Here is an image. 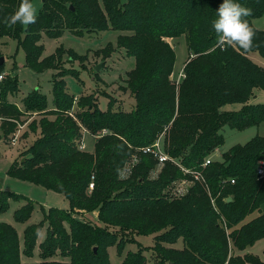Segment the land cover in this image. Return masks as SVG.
I'll return each mask as SVG.
<instances>
[{"label": "trees", "instance_id": "obj_1", "mask_svg": "<svg viewBox=\"0 0 264 264\" xmlns=\"http://www.w3.org/2000/svg\"><path fill=\"white\" fill-rule=\"evenodd\" d=\"M221 2L43 0L36 23L28 26L21 40L26 65L35 72L59 68L64 48L43 57L42 31L59 38L66 30L79 37L118 30L117 46L135 59L124 87L135 104L129 110L114 109L111 99L103 110L95 96L88 94L71 114L75 98L64 77L76 74L64 69L53 79L52 109L39 89L24 98L20 109L8 96L18 90V79L0 83V137L10 136L23 112L42 114L31 123L38 135L22 158L11 164L8 174L62 193L70 204L69 209L42 206L44 219L26 226L22 247L16 229L0 221V264H111L108 249L112 245L124 255L120 264H145L143 248L124 253L127 243L145 234H155L151 248L156 264H264L258 255L247 252L264 238V176L257 173L259 160L264 158V136L257 134L244 144H235L223 152L221 161L203 166L206 157L224 144V126L245 130L264 122V103L250 102L255 89L264 90V67L248 56L258 51L264 58V30L253 24L254 18L264 15V0H236L253 10L246 19L256 38L248 51L217 47L212 21ZM20 3L0 0V38L21 37L22 24L4 23ZM183 35L190 55L184 76L177 81L173 77L176 52L168 39ZM112 47L109 43L99 52L108 57ZM68 51L72 60L86 58ZM4 65L0 60V74ZM233 103L242 107L222 110ZM84 129L100 135L92 151L80 148ZM162 134L164 151L171 159L152 178L158 160L143 149ZM197 172L205 181L195 178ZM184 178L193 181L186 195L166 193ZM21 197L26 203L14 211V218L28 221L34 200L12 191L0 189V213L8 210L10 199ZM76 209L97 211L98 220L81 219L73 214ZM256 211L257 216L244 222ZM46 222L40 261L24 262L22 252L34 255ZM179 239L181 249L172 246Z\"/></svg>", "mask_w": 264, "mask_h": 264}, {"label": "rangeland", "instance_id": "obj_2", "mask_svg": "<svg viewBox=\"0 0 264 264\" xmlns=\"http://www.w3.org/2000/svg\"><path fill=\"white\" fill-rule=\"evenodd\" d=\"M122 1L126 2L127 0ZM31 2L36 6V14H38L42 8L43 0H31ZM261 21L258 20L259 24L264 26V15L262 16ZM258 22H256V24H258ZM28 26L29 25H23L20 38H0L1 57H4L5 63L4 69L1 72L4 75L2 81L7 78L18 79V90L8 94V96L10 100L16 102V105L20 109H23L24 107V98L34 89H39L40 92L46 94L49 107L53 106V79L56 73L63 69L75 72L76 74H68L64 77L68 92L73 94L75 98L74 107L71 110L72 114H75L79 108V99L88 94L95 96L100 108L103 110L107 109L109 100L111 99L114 104V109L121 108L129 110L134 106L135 99L133 95L124 87L126 86L127 73L134 67L135 59L134 57L127 55L124 48L117 46L118 37L121 33L120 31L105 30L99 31L91 36L86 35L84 37H79L66 30L59 38H51L42 31L40 43L44 46L43 57L55 53L57 48L61 46L64 50L61 53L62 59L59 61V68H51L43 72H35L26 65V54L21 44V40L25 38L27 33ZM168 40L176 52L174 69V78L176 79L178 72L184 67L190 52L184 35L175 38L174 40ZM109 43L113 46V49L108 50L110 54L106 57L103 53L99 52V50L106 47ZM69 49L74 50L79 55H86V58L84 60H72V52L68 51ZM253 55L262 61L264 60L258 52H254ZM97 67L99 70H97ZM258 91L261 90L258 89ZM256 102L263 103L264 101L256 100ZM239 108L240 104L238 103L226 104L223 106L224 110H235ZM41 117L42 114L40 112H23V115H21V118L17 121L16 129L10 134V136L5 137L2 135L0 137V189L18 193L34 200L35 202V209L32 211L30 219L24 223L17 222L14 218V211L26 203V200L22 197L19 199H10L8 210L0 213V221L11 224L16 229L21 247L23 246L24 230L26 226L33 223H39L44 219L43 210L41 209L42 206L45 207V209L49 207H58L62 209L70 208L69 201L64 194L8 174V169L11 164L15 160L22 158L23 152L31 145V142L38 135V133H35L32 130L31 123L34 120L39 121ZM1 121L2 119H0V125ZM83 131V136L80 140V142L82 141L85 143V149L83 150H93L95 140H97L99 136L96 134L91 135V133L87 132L85 129ZM262 132H264V124H261V126H252L245 130L233 129L227 125L224 126L221 129V133L225 137V142L212 154L213 161H221L223 152L227 151L231 146L235 144H244L255 135L262 134ZM158 139H160V136L155 142ZM157 172L158 169L156 167L152 172V178L157 176ZM200 176L203 175L201 174ZM166 193L168 195H175L174 189L169 190V188H167ZM262 208L264 209V204ZM73 214L81 219L98 220V212L97 215H94L93 212H87L85 210L78 211L76 209ZM257 215L258 211L248 215L244 222ZM47 227L48 224L46 222L39 233L34 255L32 257H27L22 252L21 258L24 262L40 261L39 244L45 239ZM135 238L136 242H129L126 244L124 253L128 250L137 251L139 248H143L144 254L146 255L145 264H156L155 255L151 248L155 242V234L136 235ZM172 246L181 249L183 241L179 239ZM108 251L111 264H120L124 255L120 256L118 254L117 247L112 245L109 247ZM247 252L256 254L264 260V238L257 241L255 245L249 247ZM240 253L244 254L245 251ZM56 258L62 259L61 256H57Z\"/></svg>", "mask_w": 264, "mask_h": 264}, {"label": "clouds", "instance_id": "obj_3", "mask_svg": "<svg viewBox=\"0 0 264 264\" xmlns=\"http://www.w3.org/2000/svg\"><path fill=\"white\" fill-rule=\"evenodd\" d=\"M37 8L31 0H21L15 11L5 17L4 23L8 26L20 23L34 24L37 21ZM217 19L212 21V28L217 36V47L225 50L226 47H239L248 51L253 47L256 31L250 26L247 17L253 15V10L236 0H222L216 9Z\"/></svg>", "mask_w": 264, "mask_h": 264}, {"label": "built area", "instance_id": "obj_4", "mask_svg": "<svg viewBox=\"0 0 264 264\" xmlns=\"http://www.w3.org/2000/svg\"><path fill=\"white\" fill-rule=\"evenodd\" d=\"M184 76V74L182 73L181 74V78ZM4 78V75L3 73L0 74V82L2 81V79ZM181 79L177 80V81H180ZM72 114V113H71ZM107 131L106 130H103L102 133H106ZM100 136V135H98ZM162 137H163V134L160 135V139H158L155 143L145 147L143 149V151L145 153H151L152 155H154V157L158 160V165H157V169H158V172L157 174L159 173V171L161 170L162 166L164 165V163L168 160L171 159V157L164 151V148H163V143H162ZM15 140V139H14ZM80 148L81 149H85V143L84 142H80ZM213 154V153H212ZM209 155L208 157H206V159L204 160V163H203V166H207L208 164H210L214 159H213V156ZM136 160V159H135ZM186 173L187 172H190L192 173L189 169H186V168H182ZM126 173V170L124 171V174ZM257 173L260 175V176H264V158L260 159L259 160V165H258V168H257ZM201 174L199 172H197V174L195 175V178L196 179H199V180H204L203 176H200ZM205 181V180H204ZM235 180H232V182H234ZM193 184V181L192 180H189L187 178H184V179H181V180H177L176 182L173 183V186L171 185V187L169 188L170 189H174V194L175 195H171V196H174V197H181V196H184L186 195L188 192H189V189L190 187L192 186ZM94 186L93 183L90 184V189H92ZM170 192V191H169ZM172 192V191H171ZM212 204L214 205V207L216 208V205H215V201L214 199L212 200Z\"/></svg>", "mask_w": 264, "mask_h": 264}, {"label": "crops", "instance_id": "obj_5", "mask_svg": "<svg viewBox=\"0 0 264 264\" xmlns=\"http://www.w3.org/2000/svg\"><path fill=\"white\" fill-rule=\"evenodd\" d=\"M261 18H262V16L261 17H258V18H254L253 19V24H254V26L256 27V28H258V29H262V30H264V26H261L260 24H259V22H258V20H260L261 21ZM256 22H258V24H256ZM262 22V21H261ZM174 40V39H173ZM254 52H258V51H251V52H249L248 53V56L254 61V62H256L257 64H259V65H261V66H263L264 67V60L262 61V60H260L259 58H257L255 55H253V53ZM259 53V52H258ZM260 54V53H259ZM261 55V54H260ZM183 69H184V67L180 70V72H178V76H177V78H176V80H179V79H182L181 78V74L183 73ZM173 77H174V73H173ZM175 79V78H174ZM259 90H261V89H259ZM256 100H262V101H264V90H261V91H258V89H255V94H254V96L251 98V100H250V102H252V103H259V102H256ZM264 103V102H263ZM238 104H240V103H238ZM242 107V104H240V108ZM53 108V106H50L49 107V109H52ZM239 108V109H240ZM239 109H235V110H239ZM222 110H224L223 109V107H222ZM261 124H264V122H262ZM261 124L259 125V126H261ZM93 133H91V135H92ZM260 135H263L264 136V132H262V134H260ZM96 141V140H95ZM32 143V142H31ZM94 148V147H93ZM89 150V149H88ZM89 151H92V150H89ZM93 214L95 215H97V212H93ZM46 237V236H45ZM259 241V240H258ZM255 245V244H254ZM183 247V246H182Z\"/></svg>", "mask_w": 264, "mask_h": 264}, {"label": "water", "instance_id": "obj_6", "mask_svg": "<svg viewBox=\"0 0 264 264\" xmlns=\"http://www.w3.org/2000/svg\"><path fill=\"white\" fill-rule=\"evenodd\" d=\"M71 8L72 9H74L72 6H71ZM1 63H3V61H4V57H1ZM97 70H99V68L97 67ZM263 155H264V151H263V153H262ZM228 201H230L231 200V197H228V199H227ZM96 250V249H95Z\"/></svg>", "mask_w": 264, "mask_h": 264}]
</instances>
